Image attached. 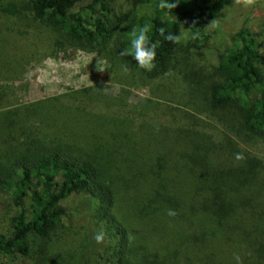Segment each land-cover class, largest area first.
<instances>
[{"label":"trees","instance_id":"trees-1","mask_svg":"<svg viewBox=\"0 0 264 264\" xmlns=\"http://www.w3.org/2000/svg\"><path fill=\"white\" fill-rule=\"evenodd\" d=\"M229 1L0 0V191L15 207L0 258L79 264L52 246L84 212L87 240L73 247L92 264H177L182 240L198 264H236L234 254L264 264V156L250 149L264 143V53L245 24L225 51L210 50L205 32ZM145 24L152 71L120 55ZM161 27L188 38L173 44ZM68 48L103 60L117 91L22 100L27 67ZM138 85L149 88L141 105L130 100ZM75 196L79 207L64 204Z\"/></svg>","mask_w":264,"mask_h":264},{"label":"rangeland","instance_id":"rangeland-1","mask_svg":"<svg viewBox=\"0 0 264 264\" xmlns=\"http://www.w3.org/2000/svg\"><path fill=\"white\" fill-rule=\"evenodd\" d=\"M136 10H141V7L136 6ZM244 24L251 31L257 33L260 49L264 53V0H256L255 4L249 7L242 4L236 5L234 0H230L227 6L214 19L207 22L205 26V32L210 34L208 39L209 49L215 51L228 49L232 45V36ZM183 28L186 29L185 26ZM99 61L101 66L105 67L106 63L94 53L73 48L59 50L52 55L43 57L38 63L27 67L23 76L24 80H27V85L25 88L22 87L18 90V95L24 101H31L62 93L68 88L82 86H92L96 90L107 93L116 92L118 85L101 77V71L97 70ZM148 97L149 88L145 85L134 86L131 90L130 100L135 104H143ZM213 123L215 128L212 130L221 129L219 124ZM250 149L264 156V143ZM70 203L72 209L74 206L79 207V197L75 196L74 200L71 197L64 201L66 206ZM14 211L15 207L11 203L10 196L0 191V226H5V229L8 228L9 217ZM83 213L71 218L70 222L76 225L75 228L71 226L63 229L60 235L63 236L64 240L61 243L53 244L52 247L69 261L77 262L80 260L79 264H92L89 252L84 251L83 248L81 251L84 252L78 257L75 253L76 248L73 247L74 241L87 240L86 226L90 228L88 226L90 221L88 214ZM106 244H108L107 241ZM141 248V245L136 247V249ZM178 249L179 254L177 253L175 258L177 264H198L197 259L189 255L190 252L194 253L191 240H182ZM96 251L99 253L105 252L101 248H96ZM0 264H30V261L1 257Z\"/></svg>","mask_w":264,"mask_h":264},{"label":"clouds","instance_id":"clouds-1","mask_svg":"<svg viewBox=\"0 0 264 264\" xmlns=\"http://www.w3.org/2000/svg\"><path fill=\"white\" fill-rule=\"evenodd\" d=\"M256 0H234V4L236 5H244L245 7H249L254 5ZM160 9H174L177 7L176 3H173L172 0L169 2V0H160V3L158 5ZM151 30V25L145 24L144 26L140 27L138 32H135L133 35V38L130 41V49L126 48L121 51V56H131L137 63L138 67L141 69H144L146 71H152L155 68V59H156V48L157 43L152 42L149 40L148 33ZM159 34L165 38V40L173 43V44H179L182 39L188 38V33L185 31H181L179 34H173L171 32L166 33V29L164 27H161L158 29ZM198 34H193L192 39H196ZM97 70L98 71H104L105 68L101 66V62L99 61L97 64ZM122 71L124 74H129L130 69L127 65L122 66ZM245 159L244 155L242 153H236L235 154V160L241 161ZM167 214L169 216H176L177 212L173 209H169ZM95 241L99 243H103L105 240V233L98 232L94 236ZM234 260L236 264H243L242 258L239 254H234Z\"/></svg>","mask_w":264,"mask_h":264}]
</instances>
